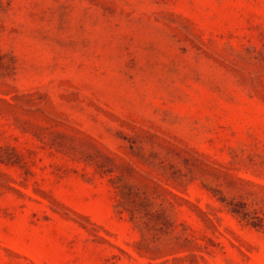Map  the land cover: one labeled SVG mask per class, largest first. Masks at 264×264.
Masks as SVG:
<instances>
[{
  "label": "rangeland",
  "instance_id": "374dc122",
  "mask_svg": "<svg viewBox=\"0 0 264 264\" xmlns=\"http://www.w3.org/2000/svg\"><path fill=\"white\" fill-rule=\"evenodd\" d=\"M0 264H264V0H0Z\"/></svg>",
  "mask_w": 264,
  "mask_h": 264
},
{
  "label": "trees",
  "instance_id": "16d2710c",
  "mask_svg": "<svg viewBox=\"0 0 264 264\" xmlns=\"http://www.w3.org/2000/svg\"><path fill=\"white\" fill-rule=\"evenodd\" d=\"M222 202H224V201H222ZM227 206L231 207L229 209H230V212L233 215H235V216H240L241 215L240 211L237 208H235L234 206H232V204L227 203ZM241 218L244 219V216L241 215ZM252 226L255 227V228H262L263 227L262 223L257 224V223H254V222H252Z\"/></svg>",
  "mask_w": 264,
  "mask_h": 264
}]
</instances>
